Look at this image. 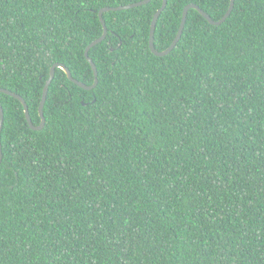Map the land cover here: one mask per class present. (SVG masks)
<instances>
[{
    "label": "trees",
    "instance_id": "16d2710c",
    "mask_svg": "<svg viewBox=\"0 0 264 264\" xmlns=\"http://www.w3.org/2000/svg\"><path fill=\"white\" fill-rule=\"evenodd\" d=\"M139 0H0V87L36 125L57 62L92 84L103 7ZM163 0L105 11L98 84L56 68L32 129L0 90V264H264V0L210 23L191 8L163 56ZM220 19L230 0H168Z\"/></svg>",
    "mask_w": 264,
    "mask_h": 264
},
{
    "label": "water",
    "instance_id": "95a60500",
    "mask_svg": "<svg viewBox=\"0 0 264 264\" xmlns=\"http://www.w3.org/2000/svg\"><path fill=\"white\" fill-rule=\"evenodd\" d=\"M150 1L151 0H139V1L128 3V4H124V5L107 6V7H103V8L100 9L99 16H100V19H101L103 27H104L103 33H102V35L100 37L94 39L85 49V55H86L88 61L91 63L93 71H94V76H95L94 82L92 84H87V83H84L83 81H80V80L76 79L72 75V72H71L70 68L67 67L64 63L57 62V63L53 64L51 69H50L49 78L47 79V81H46V83L44 85L42 100H41V103H40V106H39V114H40V117H41V123L40 124L36 125L34 123L32 117H31L30 111H29L28 104H27L25 98L22 95L14 92V91H11L9 89L2 88V87H0V90L15 96L16 98H18L23 103L24 111H25V115H26L28 124H29V126L32 129H35V130L42 129L45 126V123H46V117H45V113H44V106H45V103H46L49 86H50L53 78L55 77L56 68L57 67H61L62 69H64V71L67 73L69 79H71L73 82H75L79 86H81V87H83L85 89L94 88L98 84V81H99L98 68H97L96 63L92 59V57L89 55V51H90V49L93 46H95V45L99 44L101 41H103L106 38L107 34H108V28H107L106 20L104 19V16H103L104 12L105 11H110V10L128 9V8L144 5V4H146V3L150 2ZM167 3H168V0H163L162 5L159 7V9L154 14V17H153V20H152V24H151V30H150V40H149L150 48H151V50L153 51L154 54L159 55V56H163V55H166V54L170 53L174 49V47L177 45L178 41L180 40V38H181V36L183 34V31H184V28H185V24H186V21H187V17H188V12H189V10L191 8L197 9L210 23L215 24V25H219V24L223 23L229 17V15L231 14V12H232V10L234 8V5H235V0H230V5H229L227 11L218 20L213 19L212 16L208 12H206L204 9H202V7H200V5H198L196 3H191V4L186 5L184 7V9H183V15H182L180 27H179L178 32H177L175 38L173 39L172 43L166 49L158 50L156 48V46H155V30H156V25H157L158 18L160 16V14L162 13V11L167 6ZM53 68H55V72H53V70H52ZM3 121H4V108H3V106L0 103V125H3ZM1 129L2 128H0V133H1ZM2 158H3V153H2V144H1V139H0V164L2 162Z\"/></svg>",
    "mask_w": 264,
    "mask_h": 264
},
{
    "label": "snow or ice",
    "instance_id": "6c2138e0",
    "mask_svg": "<svg viewBox=\"0 0 264 264\" xmlns=\"http://www.w3.org/2000/svg\"><path fill=\"white\" fill-rule=\"evenodd\" d=\"M52 70H53V72H55V68H53ZM0 128H2V125H0Z\"/></svg>",
    "mask_w": 264,
    "mask_h": 264
}]
</instances>
